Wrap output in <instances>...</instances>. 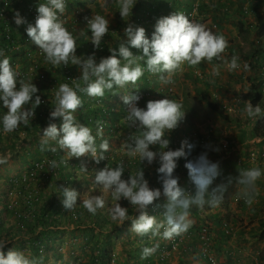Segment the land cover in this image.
I'll list each match as a JSON object with an SVG mask.
<instances>
[{
    "label": "clouds",
    "instance_id": "obj_1",
    "mask_svg": "<svg viewBox=\"0 0 264 264\" xmlns=\"http://www.w3.org/2000/svg\"><path fill=\"white\" fill-rule=\"evenodd\" d=\"M136 2L137 0H118L119 12L124 20L127 21L130 18ZM66 7L67 0H46L45 3H39L34 24L29 23L19 11L14 14L17 26L27 24V36L45 54L46 62L53 66L71 64L81 70L82 81L75 85L60 84L55 93V106L50 112V123L42 130L41 151L56 152L58 147L69 159L90 156L97 164L108 160L105 153L112 154L107 139H102L98 152L96 136L103 137L101 121L96 122L97 131L94 136L90 127L77 120L75 113L82 107V100L78 93L94 97L92 104L95 109L99 107L96 105V100H103L106 90L115 95L116 92L112 91L114 87L123 88L129 83L134 85L146 71L160 74L156 76L155 81L166 83L165 87L156 90L157 92L161 90L168 92L170 83H173V77L183 72L185 65L197 69V74H199L198 66L204 61L208 63L213 60L223 61L229 71L240 68L239 57L235 54L231 56L230 61L223 60L225 50L228 48V41L223 34L212 32L205 25L190 20L182 12L160 17L151 38L146 35L144 27L129 23L124 29L127 39L123 41L119 38L121 39L119 47L109 48L111 55L102 57L99 62L96 60L95 53L87 57L78 56L76 38L64 27L58 15L63 14ZM137 16L135 14L134 19ZM85 19L92 33L91 42L95 48L99 49L102 39L109 32L110 22L101 15ZM116 32L117 30L114 29V33ZM132 48L139 50L141 54H134ZM0 56H3V52H0ZM140 61H144L146 68ZM247 67L245 64L244 68L247 69ZM210 74L219 76L220 65H215ZM154 82L151 81V84ZM82 84H84L83 87ZM38 92V87L32 81L26 82L20 77L19 71L11 65L10 58L5 56L0 59V101L7 109L0 121L4 132L14 131L20 124L29 125L30 120L35 116L36 107L42 103ZM140 99L141 96L137 93L125 94L122 97L127 110L126 121L129 127L140 130V133L131 136L126 144V155L129 158L138 156L141 164L145 161L148 165L158 162L159 167L156 171L162 189L150 187L143 168L135 174H130L127 179L123 178L126 166L121 161L115 167L106 165L96 170L94 183L105 191L82 198L81 203L90 214L96 215L98 210L104 208L105 195L110 192L112 199L116 201L109 208L111 220L119 225L131 220V232L138 236L159 235L165 240H171L184 234L191 227L190 208L194 204L203 208L208 187L219 175V164L212 162L207 152L201 153L195 159H188L195 144L190 143L187 138L181 141L179 148H169L170 133L179 127L181 121L185 122L182 103L168 97L156 99L152 96L148 97L143 107H140L137 103ZM26 105L31 106L25 107ZM245 111L250 118H264V110L261 106L259 104L253 106L250 100L245 102ZM58 117H62L60 126L51 122L53 118ZM49 141H56L57 146H51ZM150 146H158V150L154 151ZM180 158H185L184 166L196 187L195 195L186 193L179 185V177L175 175V170ZM4 163H7V158L0 157V164ZM60 163H67V161L58 163L52 160L49 162V167L54 170ZM110 164L112 165L113 161ZM80 169L83 172L88 170L85 165H81ZM261 174L259 167L247 169L241 172L240 183L251 188ZM216 191L217 189L213 190L212 199L208 201L212 206L219 204L220 198L215 195ZM60 194L63 197L62 204L65 210H74L80 193L71 187H61ZM162 195L167 198L168 203L166 211L164 213L161 211L164 219L158 221L155 215H149L147 209ZM122 198L129 201L136 209L138 214L134 218H130L128 209L119 203ZM247 202L251 203V199ZM5 244V241H0V264H38L36 260L28 258L21 251L10 249L5 253L3 250ZM196 246L202 255L199 245ZM157 247L158 245L142 248L141 259L151 256ZM191 247L195 249V246L191 244L189 248H185L191 250ZM203 257L210 264L217 263L216 260L210 262L208 257Z\"/></svg>",
    "mask_w": 264,
    "mask_h": 264
},
{
    "label": "rangeland",
    "instance_id": "obj_2",
    "mask_svg": "<svg viewBox=\"0 0 264 264\" xmlns=\"http://www.w3.org/2000/svg\"><path fill=\"white\" fill-rule=\"evenodd\" d=\"M95 1L96 0H85V2H91L89 5H85V9H88V7H90L92 9V12L97 15H101L105 19L109 20V29H122L121 26L118 27L117 23V20H119V17L121 16L119 12L118 0H99V2H102L103 4L98 3V5H96ZM261 1L262 0H152V2L156 5L154 8H152L149 5L151 0H137L136 4L133 7L132 15L130 16V18L127 21L123 19L124 30L129 23L135 26H139V22L136 20V18L134 19V13L136 14V16L138 14H141V16H143L144 18H152V21L145 22L142 25V27L146 29V35L151 38V35L155 30V24L160 17L171 15L174 12L184 13V11L187 12L190 8L195 7L198 8L197 16L195 18V20H198V23L206 22L208 24V28L210 30L212 29V32L217 34L223 32V35L226 37L228 41V48L225 50L223 60L230 61L233 54L239 57L238 62L240 64V68L237 70L229 71L223 61H218L214 64L220 65V75L212 76L210 73L212 72L213 66H206L208 68V75L206 78H204L205 70H203V68H198L199 74H197V69L191 67L187 68V66L185 65L183 71L184 73L180 72L183 73L182 76H180V78L177 76L179 78V81L178 78L176 79L177 82L173 81L174 93L178 96L177 98H179L178 102L182 103L183 105L182 109L185 112L186 118L185 122L181 121L179 127L175 130L180 131L181 129L179 128H190L188 133L191 135V141H189L190 143L194 142L195 139L200 141V138L202 136H205V142H195L197 143V145H195L193 153L191 152L190 155L193 156L190 157V159H195L201 153L207 152L208 158L212 162H218L219 164L222 160V163H224L228 169L227 175L229 176V179L227 182L229 183L228 187L231 192L237 191L238 189H236V187L241 185L238 175L241 176L239 168L243 164L245 166V170L254 167H259L261 169L262 174L260 178L255 182V187L258 194L260 191L264 192V188L262 189L261 186L262 184H264V142L254 144L251 141L255 136L260 138L264 135H255L257 121L260 117L250 118L247 116V113L245 111V102L248 100L243 97L244 94H246L251 89L252 81L259 75L260 71L263 73L262 76L264 87V61L262 67H259L258 69L249 67H247V69L244 68V65H247L244 54L250 53L252 52V50L250 44L242 42V38L240 37L238 30L240 15L244 17V20L247 22V24H256V17L252 13H250V8L253 2ZM218 2L224 3L222 8L219 7ZM93 4L94 9L96 10L93 9ZM184 14L187 16V13ZM119 33L120 32H118L117 30L113 37L118 36ZM254 33L255 32L253 31V34ZM79 35H83V33L81 32ZM113 37L111 36L107 39L108 43H113ZM85 38L87 37L85 36ZM252 38L254 39L255 35H252ZM124 40L126 39L123 36V41ZM83 51L84 55H82L81 52H78L77 50V55L86 57L92 54L87 50ZM86 51L88 52L87 55ZM132 51L133 53L141 54L140 51L135 48H132ZM104 55L105 52L103 51L95 55L97 62H99L102 57H105ZM140 63L146 68L144 61H140ZM73 68L76 69L75 67ZM189 68L191 72L185 73V71H187ZM78 71L80 72L79 68ZM145 73H147L148 77L151 75L150 81H155V74H152L148 71H146ZM147 75L145 76V78L147 77ZM259 80L261 81V79ZM165 85L166 83H164L163 85H159L157 90L164 88ZM127 86L128 84L125 87ZM57 90H53V95L51 94L49 96V98H51L49 103L53 104V107L55 106L54 99ZM123 90L124 87H117L116 90L117 93H120L118 96H116L117 104L119 107L120 103H123L122 97L123 95H125V91ZM93 98L94 97H92V99ZM209 98L213 101H219L220 105L223 107V113H218L213 110V108L209 104ZM224 101H233L234 104H224ZM87 102L91 101L89 100ZM0 104L3 105L2 101H0ZM103 106H99L94 109L96 113L98 112L97 114L99 116H102L99 110ZM236 106L240 111L244 112L243 116L240 115L239 111L236 112ZM262 110H264V106L262 107ZM2 113L3 110L0 109V121H2ZM94 115L95 114H93V116ZM122 118L123 114L119 115V119H115V122H118L117 125L120 127L123 125ZM51 122L56 123L57 126L60 125L59 121H57V118H53ZM79 122L85 124L83 119L82 121L79 120ZM49 123L50 121L48 118L45 125L41 126V129L36 132V135L28 138L26 136V133H24V128L20 131L14 130L12 132H4L2 122H0V157L7 158V163L0 164V219L2 220L0 224V241L6 242L3 249L5 253H7V251L10 249L21 251L28 258L36 260L38 264H94V262H97L98 264H143V262L148 258H150L151 261L155 258V260H158L160 258V248L163 250L162 253L166 254L167 256L171 253L168 259L163 263L170 264L171 261L174 260V258L171 260L174 255L182 254L181 247H179V249L175 252H170V249H168L170 240H165L159 235L138 236L134 232H131V220L125 221L122 225H119L117 222L111 220L109 215V208L113 204H115L116 201L112 199L110 192H108L105 195L106 202L104 208L98 210L97 212V214H102V217H106V223H103L102 219V221L93 220L94 215L92 214L89 216L90 218L86 217L85 213L81 214L80 217H78L76 215V212H71L70 210L65 209V211L62 210L60 214L54 213L55 221L59 223L58 225H56L57 223L55 224L57 227L54 226L57 228L55 232H50L52 229H49L53 241L52 243L50 242L49 246H47V244L45 245L43 253L37 255V246L33 242V238L31 237L33 234L31 232H33L36 228L35 231L36 233H38L41 230V226L38 225L34 228L35 222H28L30 225L28 223L24 224L27 225L25 228L26 231H22L21 233H19L16 228V218L11 213L6 212L3 209V203L4 201H6L4 197V191L7 188L6 179L10 175H22L26 172H29L33 164L38 160H47L48 158L52 159V157L49 156V153L52 151L40 150L42 130L46 128ZM91 123H94L90 127L92 130V134L96 136L97 130L94 128L96 122ZM21 126L23 125L21 124ZM263 127L264 120L262 125L258 127L259 132H261V128ZM209 129L212 130V136H208V138L207 132H209ZM133 131L134 128L129 127V125H125L124 128L116 134V140L113 141L110 140V138H107L106 135H103L102 138L96 136V146L98 152L99 145L102 142V139H107L109 141V150L111 152H115L117 156L119 153L123 154L125 160H127L128 162L129 160H131L132 162L135 161L136 163L139 157L138 159H136L135 157H127L125 147L129 142ZM136 133L139 134L140 130L138 129ZM172 135L173 133L171 132L169 135L170 139ZM242 141L243 145H241ZM198 143L201 145H198ZM49 144L51 146H57L56 141H49ZM173 145L174 143L171 141L169 146H172L173 149H176L177 147ZM224 145H226V147H224ZM150 148L154 151L158 150V146H150ZM58 149L59 148L57 147V150ZM52 160H56L57 162L59 161V159L57 158H53ZM64 160L67 161L66 165L76 164L73 166L70 165L69 171L70 173L77 175L78 179H73L71 185H67L66 187H71L75 190L79 189L78 193H80L81 198L78 197V206L81 207V209L86 210L82 206V198L101 194L105 191L101 186L94 183L96 170L102 169L104 167L97 165L95 160L90 156H83L80 158L72 157L69 159V157L64 153ZM185 162V158H180L178 161V167L175 170V175L179 177L180 186H182V184H185L184 180H186V178H190L188 175V170L184 166ZM239 162H242V164H240ZM134 164L129 166L127 165V178L130 176V174H135V172L142 169H139V167ZM144 164L145 167H143V170L145 173V178L149 181L150 187H161L162 184L158 180L156 171V169L159 167V163L154 162L152 165H148L145 161ZM81 165H85L87 167V172L81 171ZM221 178L222 177L214 179L213 188H215L214 186H220L224 190H226V186L223 187L221 183ZM78 181L79 184H77ZM35 183L36 181H32L33 185H35ZM60 188L61 184L52 183V180L44 184V186L41 188L42 199L40 204H47L51 195L54 194H56L58 198H61L62 196L60 194ZM195 192L196 190H194L192 193L190 192V194L195 195ZM239 192H246L247 194H250L252 196V193L254 191L248 192V190H238L234 194V196H231L233 197V199L230 200V198H227L225 201L224 198L222 199L221 202H224L223 206H221L220 203L214 206L208 203V201L212 197L209 198L207 193L205 194V203L202 209H205L204 212L207 215L212 214L216 209L219 208H224V212H230L229 210L232 209L233 204L237 214H235L232 219L230 218V216H228L227 220L229 221V225L231 227L225 226V228L233 227V231L235 232L236 229L238 233L233 238V240H230L232 241L231 243H229V241H225L228 245V254L230 253L228 258H230L232 260V263L234 264H244V262H248V260V264H251V261L253 264H264V261L260 259V254L263 252V248L261 251H257L255 249L259 248L260 234L264 229V226L262 224L264 222V201L261 200V202L256 204L253 203L255 202L253 201L247 206H242L238 204L239 200L237 199V196H235L240 194ZM217 194L218 193H215L216 196H218ZM218 197L221 200L222 197L220 195ZM163 198L164 197L161 196L153 203H155V206H157L158 208L160 207L159 209L164 213L166 211V204L168 203V201L166 200L164 203H161V200H163ZM124 201L125 199L122 198L119 203L122 207H126L128 209L129 217L134 218L138 214L136 212V209L131 206V204L124 203ZM151 205H149L147 209L149 215H155L158 221L163 220V214L159 211L154 210ZM191 207H198V205L194 204ZM129 208H131L132 211H129ZM190 215L192 216L191 212ZM194 217L196 216L194 215ZM101 224H103V227L101 226ZM52 227L53 226H51L50 228ZM10 232H13L14 235L10 236ZM20 234H22V236ZM233 234L234 233H232V235ZM182 236L183 234L180 237L182 238ZM188 239L193 240L192 236H190ZM194 239L196 244H198L200 247V241H198L196 238ZM144 242H149L150 247H153L155 245H158V247L155 255L152 254L146 259H141V250H139V244ZM196 244L194 245V243H192V246H195V249L189 250L190 252L192 250H198ZM220 248L226 254L227 249H223L222 246ZM248 251L250 253L249 255L248 253H246ZM129 252L131 255H129ZM210 255H212V257L217 261V256L215 255L214 250L211 248ZM107 258H110V261L107 262ZM245 259L248 260L245 261ZM172 263L175 264V262Z\"/></svg>",
    "mask_w": 264,
    "mask_h": 264
},
{
    "label": "trees",
    "instance_id": "obj_3",
    "mask_svg": "<svg viewBox=\"0 0 264 264\" xmlns=\"http://www.w3.org/2000/svg\"><path fill=\"white\" fill-rule=\"evenodd\" d=\"M78 5L81 7H85V5L82 2H79ZM250 11L249 12L252 13L256 17V24L255 25L254 24H247V22L244 19H240V21L238 22L239 35L242 38L243 43L245 42V43H248L251 45L252 52L244 54V58L247 61V66L249 68L258 69L259 67H262V64L264 61V0H262L261 2H253L252 6L250 8ZM246 12H248V11H246ZM253 31L255 32L254 34H253ZM113 35H114L113 33H110V37L111 36L113 37ZM252 35H255L254 39L252 38ZM75 38H76L77 50L79 49V50L83 51L84 47L90 46L88 39L85 38L83 35L75 36ZM112 42L114 44H108L107 42H105V43L103 42L104 50L108 51V53L106 54L105 57H107L111 54V52L109 50V48L111 46H115L114 48L119 47L121 39H119L117 37H113ZM50 73H52V72L50 71ZM262 74L263 73L260 71L259 75L257 77H255V79L252 81L251 89L246 94H244V96H243L246 100H248V101L250 100L252 102L253 106H255L256 104H259L261 106V108L264 106V87H263V76H262ZM146 75H147V73H144V75L134 85L129 83L127 86V89H126L127 94L138 93L141 91L150 90L152 93H155L158 95L159 94L165 95L167 90H161V91L157 92L156 91L157 89L151 85V81H150V78L148 77V75L145 78ZM177 78L178 77L176 76V79ZM259 79H261V81ZM159 80H160V78H159ZM81 86L83 87L84 84H82ZM38 87H39L38 88L39 92L37 94L42 96L43 98L47 97L48 101L46 103L40 104L39 106L36 107L35 116L32 120H30V123L28 126H25L23 124H22L23 126H21V124H20L22 129L24 128V131L26 132V136L28 138L36 135V132L41 129V126L45 125L46 121L48 120V118L50 116V112H51L52 107H53V104L49 103V101L51 100V98H49V96L51 94L53 95V89L51 88L50 84L49 83H45L43 85L40 84ZM115 89L117 90V87H114L112 91L117 92ZM78 95L80 96V98L82 100V105L83 104L85 105L81 109V113H82L81 116H82V119L85 123L84 125H86V126L89 125V127H91L92 124H94L91 122L108 120V130L103 132V135L108 134L115 139L116 134L119 133V131L124 128V125H123V127H120V126H116L114 123L115 119L116 120L119 119V115L123 114V117L125 116V113L122 110L123 109V103H120L121 107H120V111L118 113L116 111H113L112 106H114L117 103V99L112 98L113 94H111V92H108L106 90L105 95L103 96V100H102L104 106L99 110V112L101 113L102 116H99L97 114L98 112L96 113L94 111V105L92 104L93 103L92 97H89L85 93H78ZM170 97L172 100H175L178 102L179 98H177L178 96L174 92L172 94H170ZM33 99H34V97H33ZM52 99H54V98H52ZM147 99L148 98H145L144 101H146ZM89 100L91 102H87ZM208 101H209V104L213 108L214 111H216L218 113H223V110H222L223 107L220 105V103L213 101L210 98ZM30 106L31 105H26L25 107H30ZM0 109L3 110L2 114L4 116L7 112V109L3 105H0ZM93 114H95V115L93 116ZM105 116H107V117H105ZM263 120H264V118H261V117L258 119L255 135H264V127L261 128V132H259V130H258V127H260L262 125ZM59 123L61 125L62 122H59ZM60 125H58V126H60ZM113 127L115 128V133L110 132L111 128H113ZM94 128L97 129V125H95ZM137 130L138 129H135L133 131V133L131 134V136L132 135H138L136 133ZM182 132H183V134L179 135L178 131H174V133H173L174 135L171 137V139L169 138L170 141H172L174 143L173 146H176L177 148L180 147L181 141L185 139V135L186 136L188 135L189 130L184 129ZM196 140L197 139H195L194 142H192L195 145H197L195 142H200V141H198V140L196 141ZM177 144H179V145H177ZM198 145H201V144L198 143ZM169 148L173 149L172 146H169ZM49 156L52 157V159L53 158L59 159L58 163L60 161H65L64 160V153L60 149H58L56 152H50ZM190 157H192V156L189 155L188 159H190ZM117 159H118V157H114L113 162H115V160H117ZM129 161H131V160H129ZM34 164L31 167V170L35 169ZM70 165L73 166L76 164H70ZM70 165L69 164L66 165L65 163H60L59 167L50 171L49 176L45 175L46 176L45 182H49L50 180H52V183L61 184V187H66L67 185H71V182L73 181V179H78V176L70 173V171H69ZM131 165H133V163ZM134 165L139 167V169L144 167V164L143 163L141 164V162H138V161H136V163ZM47 170H48V167H47ZM239 170H240V168H239ZM127 173L128 172H127V168H126V170L123 174V178L126 179ZM42 174L44 175V172ZM227 177H229V176L227 175ZM188 183H193V182L190 179L188 181H185V184H182V186H181L185 191H187L186 185ZM255 185H256V183H255ZM194 190H196L195 186H194L193 191ZM41 191H39L40 197L39 196L32 197V199L30 200V203L26 202L27 199L25 198L24 195L23 196L20 195V197L17 200L16 205L13 208H9L8 203H3V209L6 212L11 213L16 218L17 225L16 224L15 225H16L17 231L19 233H21L22 231H26L25 228L27 225H24L25 223L35 222L34 228L37 227L38 225H40L41 230L38 233H36V231H35L36 228L33 232H31L33 234V235L31 234L32 235L31 237L33 238V242L35 243L37 241H41L45 245L47 244V246H49L50 242L52 243V241H53L50 232H55L57 230L56 225H58V223H59V222L57 223L55 221L54 213L60 214L61 211L64 210L65 208L63 207V204H62L63 197L58 198L56 196V194L51 195L47 204H40L41 199H42V192ZM37 195H38V193H37ZM208 196H209V198L212 197L213 193H211V192L208 193ZM235 196H241L244 198L247 197L248 200L251 199V202L254 199L253 195L251 196L250 194H247L246 192H242L241 194H238ZM211 199L212 198H210V200ZM257 199H258L257 203H259V199L263 200L262 197L257 198ZM221 201L222 200H220L219 203L221 206H223L224 203ZM124 203L130 204V202L127 201L126 199H125ZM238 204H240L242 206L243 205L247 206L249 203L240 199ZM152 205L157 209L160 208V207L158 208L157 206H155L156 205L155 203H153ZM72 211L76 212L78 217H80V215L84 214V213H85L86 217H89L91 215L87 210L81 209V207L78 206V202H77L75 209ZM129 211H132L131 208H129ZM193 214L196 217H198V219H201V221L203 220L204 223L200 224V225L191 226L189 228L192 238L193 239L196 238L198 241H201V234L203 233V229L206 228L208 231V234H209L208 237L210 239L209 243H210L211 249H213V235L211 234L212 227L209 224V222L210 223H212V222L221 223L222 224L221 228L223 229L222 231L224 232L225 235H232V233H234V231L232 229L233 227L232 228H225V226H229V227H231V226L229 225V221H224V218L220 212H213L210 215L212 217H210L209 215L205 214L204 211H202L200 209H194ZM101 219L103 220V223L107 222L106 217L105 216L102 217V214L98 213V214L94 215L93 220L102 221ZM1 221L2 220L0 219V224H1ZM263 225H264V222H263ZM51 226H53V227L56 226V227L50 228ZM101 226L103 227V224H101ZM49 229H52V230L49 232ZM80 230H81V228H80ZM197 231H198V234H197ZM9 234H10V236L14 235L13 232H10ZM195 234H196V236H195ZM20 235L22 236V234H20ZM260 239H264V229L262 230V232L260 234ZM36 254L40 255V252H39L37 247H36ZM129 255H131L130 252H129ZM260 259L262 261H264V250L260 254ZM108 261H110V258H107V262ZM155 261L154 260L151 261L150 258H148L143 262V264H163L164 263V260L162 261L160 259L155 260ZM94 264H98V263L94 262Z\"/></svg>",
    "mask_w": 264,
    "mask_h": 264
},
{
    "label": "built area",
    "instance_id": "obj_4",
    "mask_svg": "<svg viewBox=\"0 0 264 264\" xmlns=\"http://www.w3.org/2000/svg\"><path fill=\"white\" fill-rule=\"evenodd\" d=\"M81 1L82 0H67L66 10L63 14H58L59 19L63 23L64 27L70 33H72L74 37L78 36L82 32L83 36L87 37L90 44V46L84 47V50H89L92 54L95 53V55H97L98 53L104 50L103 42L108 43L107 39L110 37V33L115 34L114 29H109L108 34H106L101 41L100 48L99 49L95 48L93 43L91 42V38H92L91 30L88 27L87 21L85 19L86 17L90 19L92 16H95V13L92 12V9L90 7H88V9H85V7L79 6L78 3ZM45 2L46 0H0V52H3V56H0V59H3L5 56L10 58L11 65L13 66L14 69L19 71L20 77L24 79L26 82L32 81L37 87L40 84L43 85L45 83H49L53 90H57L60 84L75 85V83H79L80 81H82L80 79L81 73L78 70L74 69L73 68L74 65L71 64H69L68 66H64L63 64L59 66H53L51 63L46 62L45 54H43L39 50L38 46L35 45L27 36L26 33L27 24L17 26L14 21V14L17 11H19L22 16L26 17L29 23L34 24L35 18L37 16V6L39 3H45ZM149 5L152 8L156 6L152 2V0L149 3ZM197 10L198 8L194 7L192 8V10H189L187 12L184 11V13H187V17L190 20L198 23V20L197 19H196L197 21L195 20ZM136 20L139 22V26H142L145 22L152 21L153 19L150 17L144 18L143 16H141V14H139L136 17ZM104 52L106 53V51ZM50 71L52 73H50ZM180 74L177 73L173 77V81H175L176 76L179 77ZM157 75L160 74H155V76ZM150 76L149 78H151ZM173 92H174L173 83H170L169 90L165 95H160V94L157 95L155 93H152L150 90L138 92L137 94L141 96V99L137 102L138 106L143 107L145 102L144 99L152 96H155L156 99H163L165 97L171 99L170 94H172ZM41 99H42L41 104H44L48 101L47 97L43 98L41 96ZM96 105L103 106L102 100L97 99ZM120 107L116 103L114 106H112V110L118 113L120 111ZM122 110L125 113L124 117L126 119L127 110L124 103ZM101 123L103 124V132L107 131L108 121L102 120ZM135 129L136 128H134V130ZM16 130L20 131L23 129L20 126ZM208 131L209 132H207L208 133L207 137L212 136V130L209 129ZM110 132L115 133V128L114 127L111 128ZM24 133L26 132L24 131ZM185 138L191 141L190 134H188L187 136L185 135ZM200 141L202 143L205 142V136H202L200 138ZM224 147H226V145H224ZM105 155L108 157V160H103L99 164L96 163L97 165H100L101 167H105L106 165L108 167L110 166L115 167L119 162L123 161L125 163V166L127 167V165L129 166L132 163L133 164L135 163V161L128 162L127 160H125L122 154H118L117 156L118 159L115 160V162H113V164L111 165L110 163L114 159V156L110 153H105ZM135 158L138 159V156ZM50 161H52L51 158H48L47 160L40 159L37 162H35L34 164L35 169L30 170L29 172H26L22 175H17V176L10 175L6 179L7 188L4 191L5 192L4 197L6 199L5 203H8L9 208H13L16 205L20 195L25 196V198L27 199L26 200L27 203H30L32 197L39 196V191H41V188L44 186V184L47 183L45 182L46 179L45 175L49 176L50 171H52V169H50L49 167ZM137 161L140 162V159H138ZM46 167H48V170ZM43 172L44 175L42 174ZM32 181H36L35 185L32 184ZM186 186H187L186 192L188 194H190V192L192 193L195 185L193 183H188ZM237 199L238 200L242 199L243 201L246 202L248 200L247 197L244 198L241 196H237ZM151 207L154 210L159 211L161 213L160 209L155 208L153 205ZM184 234H186L188 238L191 236L189 229ZM180 236H176L175 238L170 240V245L168 246L170 252H175L176 250L179 249V247H181L183 238H181ZM208 236H209L208 231L206 228H204L203 233L201 234L200 250L203 256L208 257L210 262H215V259L212 257V255H210V243H209L210 239ZM34 244H36L40 253L44 252L45 244L43 242L37 241ZM190 249H192V247ZM160 251L161 252L159 259L162 261L167 260L168 257L171 255V253L168 256L166 254H163L162 249H160Z\"/></svg>",
    "mask_w": 264,
    "mask_h": 264
},
{
    "label": "crops",
    "instance_id": "obj_5",
    "mask_svg": "<svg viewBox=\"0 0 264 264\" xmlns=\"http://www.w3.org/2000/svg\"><path fill=\"white\" fill-rule=\"evenodd\" d=\"M219 1V0H218ZM84 5H89L91 2H85V0H82L81 1ZM95 3H96V5H98V3H101V4H103L102 2H99V0H96L95 1ZM233 3V2H232ZM218 4H219V7L220 8H222V6L224 5V3H222V2H218ZM91 6V5H90ZM236 6V5H235ZM93 9H94V4H93ZM94 10H96V9H94ZM95 15H97V14H95ZM134 16H135V13L133 14ZM219 18V17H218ZM239 18L240 19H244V17L243 16H239ZM210 20H212V19H210ZM238 21V20H237ZM117 23H118V27L119 26H121L122 27V29L121 28H116V30H118V32H120L119 33V35L118 36H116V37H118V38H121L122 40H123V36H124V38L125 39H127V37L124 35V30H123V18L120 16L119 17V20H117ZM201 24H203V25H205L206 26V28H208V24L206 23V22H204V23H201ZM209 29V28H208ZM212 30V29H211ZM238 30H239V25H238ZM237 32V31H236ZM220 34H223V32H221ZM226 34V33H225ZM113 47H115V46H111L110 48H113ZM78 52H81V54L82 55H84V51H81V50H79L78 49ZM88 52H90L89 50H88ZM88 52L86 51V55L88 54ZM91 53V52H90ZM87 57V56H86ZM216 62H218L217 60H213L211 63H208L207 61H204V62H202L199 66H198V68H203V70H205V73H204V78H206L207 77V75H208V72H207V70H208V68L206 67V66H215L216 64H214V63H216ZM204 64H205V66H204ZM201 66V67H200ZM74 67L78 70V67L77 66H75L74 65ZM188 68V67H187ZM80 70V69H79ZM81 71V70H80ZM190 73L191 72V70H190V68L187 70V71H185V73ZM180 76H182V74L181 75H179V78H180ZM179 78H178V81H179ZM158 80H159V78H157ZM208 79V78H207ZM177 82V81H176ZM164 83L163 82H159V81H155L154 83H152L151 85L153 86V87H156V88H158L159 87V85H163ZM126 89H127V87H124V90L123 91H125V94H127V92H126ZM128 91V90H127ZM112 94V93H111ZM120 93L118 92H116V94L115 95H112V98H115L116 99V96H118ZM233 100V99H232ZM218 103H219V101L218 100H216ZM234 101V100H233ZM233 101L232 102H226V101H224L225 103L224 104H226V103H229V104H234L233 103ZM83 106H85L84 104L82 105V107ZM235 106V105H234ZM82 107H80V108H78L77 109V111H76V113H75V115H76V118H77V120L79 121H82V116H81V109H82ZM236 108H237V110H236V112H238L239 111V113H240V115L241 116H243L244 115V112H242V111H240L239 110V108L236 106ZM225 113V112H224ZM226 114V113H225ZM57 120L59 121V122H62V117H58L57 118ZM122 120H123V125L125 126V125H128V122L126 121V119H125V117H123L122 118ZM185 120H186V118H185ZM114 123H115V125L116 126H118L117 125V123L118 122H115L114 121ZM120 123H122V122H120ZM111 124V123H110ZM123 125L121 126V127H123ZM88 127H89V125H88ZM179 129H181L180 131H178V130H173L172 131V133H174V131H178V134L180 135V134H183V130L185 129V128H179ZM122 130V129H121ZM188 130H190V128H188ZM174 135V134H173ZM172 135V136H173ZM106 136H107V138H110V140H116V139H114L112 136H110V135H108V134H106ZM171 136V137H172ZM252 143H254V144H258V143H260V142H264V136L262 137H253L252 138ZM242 144L241 145H243V141L241 142ZM197 144V143H196ZM217 148V147H216ZM111 152V151H110ZM191 152L193 153V149L191 150ZM112 153V155H114V156H117V154H115V152H111ZM193 156V155H192ZM240 164H242V162H239ZM245 166H244V164L242 165V166H240V171L241 172H243V171H245V168H244ZM242 168V169H241ZM227 167L225 166V164L224 163H222V160H221V163H219V175L217 176V177H215V178H220V177H222L221 179H222V185H223V187H225L226 186V190H224L222 187H220V186H214L215 188H213V182H212V184L209 186V189L207 190L208 192L207 193H213V190L214 189H217V191L215 192V193H218L217 195L219 196H221L222 198H221V200L224 198V201L227 199V198H230V200L231 199H233V197H231V196H233L238 190L239 191H246V190H248V192H251V191H254L253 193H252V195H253V197H254V199L255 200H252V202L253 201H255V202H253V203H257V201H258V199L257 198H260V197H262L263 198V201H264V192H259V194H258V192H256V185L254 184V186L253 187H251V188H248L247 186H245V185H243V184H241L240 186H238V187H236V189H238L237 191H234V192H231L230 190H229V187H228V185H229V183L227 182L228 181V178L229 177H227ZM240 172V173H241ZM237 175H238V173H237ZM224 177V178H223ZM126 178H127V176H126ZM238 178H240L241 179V176H239L238 175ZM188 180H190V178H186V180H184V181H188ZM214 181V180H213ZM160 182V181H159ZM239 183V182H238ZM77 184H79V181H78V183ZM263 185V184H262ZM261 185V186H262ZM80 186V185H79ZM78 186V187H79ZM264 186V185H263ZM262 186V189L264 188ZM161 189H162V186L160 187ZM221 188H222V191H221ZM259 188H260V186H259ZM77 189V188H76ZM79 190V189H78ZM78 190H76L77 192H79ZM221 191V192H220ZM206 193V194H207ZM240 194L242 193V192H239ZM163 196V195H162ZM80 198H81V196H79ZM164 198H163V200H161V203H164L166 200H167V198L165 197V196H163ZM257 197V198H256ZM4 198V197H3ZM262 200V199H261ZM261 200L259 199V202H261ZM4 203H5V201H4ZM224 203V202H223ZM194 209H200V210H202V211H205V209L203 210L200 206H198V207H191L190 208V212H191V214H192V216L194 217V214H193V211H194ZM243 209V208H242ZM241 209V210H242ZM230 212H224V208H219V209H216L215 210V212H220L221 213V215L223 216V218H224V221H228L227 220V218H228V216H230V218L232 219L233 217H234V215L235 214H237L236 213V210H235V207L233 206V204H232V209L231 210H229ZM231 213V214H230ZM211 215V214H210ZM209 215V216H210ZM191 215H190V219H191V221H192V226H195V225H200V224H203L204 223V221L202 222L201 221V219H198V217H192ZM210 217H212V216H210ZM160 218V217H159ZM161 219V218H160ZM234 223H235V221H234ZM209 224L211 225V227H212V235H213V250H214V252H215V255L217 256V263L216 264H234V263H232V260L230 259V258H228L229 257V254H228V248H227V243L225 242V241H229V243H231L232 241H230V240H233V238L237 235V233H238V231L235 229V232H234V234L232 235V236H230V235H225L224 234V232L222 231L223 229L221 228V223H216V222H212V223H210L209 222ZM231 224V223H230ZM263 224V223H262ZM264 226V225H263ZM182 238H183V241H182V246H181V251H182V254H177V255H174L172 258H171V260L174 258V260L173 261H171V263L170 264H174V263H172V262H175V264H210L209 262H207V260H206V258L205 257H203L200 253H199V250H193L192 252H190L189 251V249H187V248H189V244H191L192 245V243H194V245L196 244V242H195V239H188V236L186 235V234H183V236H182ZM146 239V238H145ZM252 241V240H251ZM251 241H249V242H251ZM135 244V243H134ZM137 245V244H136ZM196 245H198V244H196ZM138 246V245H137ZM139 246H140V248H139V250H142V248H144V247H150V243L149 242H144V243H141V244H139ZM223 247V249H227V251H226V254H225V252L223 251V250H221V248L220 247ZM185 247H187V248H185ZM262 248H263V250H264V239H260V244H259V248H255L257 251H261L262 250ZM157 250V249H156ZM246 253H248V255L250 254L249 253V251L248 252H246ZM154 255L156 254V251L153 253ZM156 259V258H155ZM155 259H154V261H155ZM175 259H176V261H175ZM242 260H243V257H242ZM248 259H245V261H247ZM156 262V261H155ZM248 262H249V260H248ZM248 262H244V264H248ZM251 264H253L252 263V261L250 262ZM239 264H243V263H239Z\"/></svg>",
    "mask_w": 264,
    "mask_h": 264
}]
</instances>
